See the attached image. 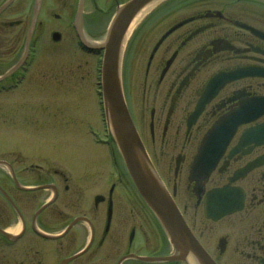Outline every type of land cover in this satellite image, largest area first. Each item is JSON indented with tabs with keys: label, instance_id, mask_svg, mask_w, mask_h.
<instances>
[{
	"label": "flooded vegetation",
	"instance_id": "1",
	"mask_svg": "<svg viewBox=\"0 0 264 264\" xmlns=\"http://www.w3.org/2000/svg\"><path fill=\"white\" fill-rule=\"evenodd\" d=\"M74 1L103 12L98 0ZM154 8L130 34L129 45L143 36L137 89H121L135 128L129 154L178 217H157L111 130L98 141L104 160L67 164L52 134L5 138L4 123L0 264H264V0ZM12 22L0 28L22 25ZM32 52L12 83L0 77V95L23 82ZM120 203L144 219L121 222Z\"/></svg>",
	"mask_w": 264,
	"mask_h": 264
},
{
	"label": "rangeland",
	"instance_id": "2",
	"mask_svg": "<svg viewBox=\"0 0 264 264\" xmlns=\"http://www.w3.org/2000/svg\"><path fill=\"white\" fill-rule=\"evenodd\" d=\"M163 1L165 0L158 4ZM5 2L7 0H0V7ZM35 2L36 0H16L0 16V25L1 21H22L20 27L0 28V77L5 75L9 78L8 83L14 81L12 73L27 56L24 40L31 30L29 47L32 46L33 49L29 59L32 65L23 82L0 95V128L7 125L5 138L52 134L53 140L57 139L61 143L67 164L84 162L89 155L104 160V152L98 141L103 139V129L111 130L113 135L115 132L111 129L108 109L99 94L102 90L100 72L97 69L101 64L98 56L101 57L102 50L98 53L87 52L89 49L83 43L81 46L85 49L80 46L79 35L89 46L101 45L115 13L116 0H98L97 7L103 12L93 10L88 1L83 9L88 17L85 18L82 29L86 37L81 33L78 35L76 29L80 30L79 24L82 23L77 17L78 10L74 9L77 1L41 0L39 16L35 20V27L31 29L32 13L37 4ZM39 22L43 24L39 26ZM53 33L59 34L57 41L53 40ZM141 35L138 34L129 45L130 35L120 56L121 85L129 95H133L137 89L136 82L143 70ZM37 111L42 114L39 124L34 126L32 120ZM1 117L6 119L2 120ZM118 209L121 222L127 218L129 220L126 221L144 219L137 215L131 216L129 203H120Z\"/></svg>",
	"mask_w": 264,
	"mask_h": 264
},
{
	"label": "water",
	"instance_id": "3",
	"mask_svg": "<svg viewBox=\"0 0 264 264\" xmlns=\"http://www.w3.org/2000/svg\"><path fill=\"white\" fill-rule=\"evenodd\" d=\"M9 0L0 7V12L9 6ZM152 0H129L118 8L117 13L111 19L110 26L108 27L105 41L101 45L84 44L88 47L104 50L103 64H102V90L103 99L105 100L106 109H108L109 119H111L112 129L115 132V138L118 141L119 148L121 149L127 165L131 168L132 178H134L135 185L139 189L142 196L145 198L150 207L154 210L157 217L161 219L177 218L176 210L170 206L165 205L160 197L154 195L149 187L144 183V177L135 166V159L131 153V147L136 143L135 130L131 118L129 117L128 110L125 107V102L122 97L120 89L119 63H120V45L123 37L126 34L128 27L133 20V16L139 9L148 4ZM79 8V15L81 13ZM36 16L33 17L32 22ZM32 24V23H31ZM33 27V24H32ZM31 34L28 33L26 44L30 41ZM53 40H58L59 34L53 33Z\"/></svg>",
	"mask_w": 264,
	"mask_h": 264
},
{
	"label": "bare ground",
	"instance_id": "4",
	"mask_svg": "<svg viewBox=\"0 0 264 264\" xmlns=\"http://www.w3.org/2000/svg\"><path fill=\"white\" fill-rule=\"evenodd\" d=\"M161 1V0H152V1H149L148 4H145L144 6H142L139 11L133 16V20L132 22L130 23L129 27H128V30L126 32V34L124 35L123 37V41L120 45V55L121 56V53L122 51L124 50L123 47L125 46V43L126 41L128 40V37L130 36L131 32L134 30V27L139 23V21L141 20V17L149 12V10L153 9L154 6L156 4H158V2ZM85 35V34H84ZM86 37V35H85ZM112 129V128H111ZM114 130V129H113Z\"/></svg>",
	"mask_w": 264,
	"mask_h": 264
}]
</instances>
